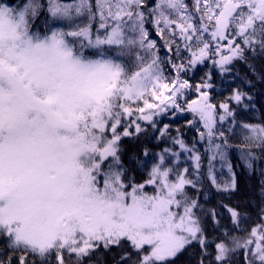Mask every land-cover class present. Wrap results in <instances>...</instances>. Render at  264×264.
Returning <instances> with one entry per match:
<instances>
[{"label": "snow or ice", "instance_id": "1", "mask_svg": "<svg viewBox=\"0 0 264 264\" xmlns=\"http://www.w3.org/2000/svg\"><path fill=\"white\" fill-rule=\"evenodd\" d=\"M237 63L248 71L214 102L211 70ZM199 65L209 71L193 85L185 77ZM257 83L264 0H0V264H85L113 247L116 264H175L196 246V264L241 253L264 264V121L237 119L255 109ZM149 129L165 146L126 163L123 138ZM241 165L259 176L260 204L259 223L238 237L247 213L209 206L208 194L231 199Z\"/></svg>", "mask_w": 264, "mask_h": 264}, {"label": "trees", "instance_id": "2", "mask_svg": "<svg viewBox=\"0 0 264 264\" xmlns=\"http://www.w3.org/2000/svg\"><path fill=\"white\" fill-rule=\"evenodd\" d=\"M11 2H15V0H12ZM149 27L151 26L149 25ZM259 66V62H257V67L259 68ZM237 69H239L241 76L248 71L247 68L240 63H237L233 67L232 74H225L224 76H221L219 71L216 69L211 70L213 73V79L211 82L214 85L213 89L211 90V95L214 102L219 103V101L223 100L230 94L233 87H236V85L240 83L239 78L235 76V72ZM207 71H209L208 65H199L193 73H189L185 78L189 79L190 82L195 85L201 80V77H203L205 72ZM245 90L248 89L246 88ZM252 94L254 96L253 103H255L256 105L255 109H241L237 116L238 121H245L249 123H261L262 121H264V84L257 83L256 88L252 90ZM195 96L196 93L192 91L188 99H194ZM185 118L190 119L191 117L190 115H187L186 117L182 115V117L179 119L173 118L171 120L173 135L175 134V128L177 126H183L185 124ZM161 119H163L164 123L170 122L167 118ZM233 127L234 131L232 133H229V143L231 145L229 149V155L232 162L236 164L238 163L239 146L242 141V129L237 126ZM184 133V139L189 143H191L193 138L196 136L195 129L189 130L185 128ZM164 146L165 145L163 143H159L154 138H152L151 129L148 130V133L141 134L138 138L125 137L123 138L121 143L123 158L126 163H128L129 158L133 156L143 158V149L145 147H147L151 152H157ZM200 149L201 151H203V146H200ZM204 163L206 166V159ZM262 166H264V164H262ZM133 167L135 168L134 164ZM235 171L237 174L238 191L232 194L231 199H228L226 194L222 196L221 194L216 193L214 189L211 190V192L208 194L210 200L209 206L215 205L217 201L221 199H223L226 203H239L242 214L247 213L246 222L242 223L240 227L231 234L238 237H243L247 234V232L251 230L253 226L259 223L260 200L257 195L259 176L256 173H254L252 176H249L242 165L236 168ZM132 174L135 175L137 181H142L146 176V169L141 170L139 168H135V171ZM217 175L218 177L223 176V174H220L219 172ZM192 194L195 195V193ZM245 201H247V203H245ZM214 235H216V233H213L211 227H209V238L211 239ZM194 252L195 255H193ZM121 255L122 250L115 247H113L111 251L106 254H104V250L101 249L95 252L90 260H86L85 262L90 264H116V261L120 259ZM198 255V246H196L195 248H189L188 251L184 252L176 259L175 264H196V258ZM242 262L243 255L241 253L238 257L235 258V264H242Z\"/></svg>", "mask_w": 264, "mask_h": 264}, {"label": "rangeland", "instance_id": "3", "mask_svg": "<svg viewBox=\"0 0 264 264\" xmlns=\"http://www.w3.org/2000/svg\"><path fill=\"white\" fill-rule=\"evenodd\" d=\"M12 1V0H11ZM187 2L189 3V4H191V2H192V0H187ZM152 37L154 38V39H159V37H156L155 36V33H154V31H153V33H152ZM162 54V53H161ZM124 59H128V58H124ZM129 63H131V61L129 60L128 61ZM201 150V149H200ZM184 165H183V157H182V163H181V167H183ZM226 176H227V172H225V173H223V176L221 177V176H219L218 177V179H220V180H223V179H225L226 178Z\"/></svg>", "mask_w": 264, "mask_h": 264}]
</instances>
